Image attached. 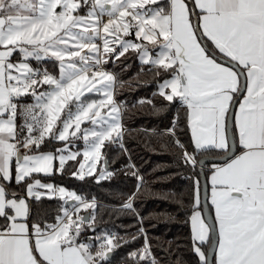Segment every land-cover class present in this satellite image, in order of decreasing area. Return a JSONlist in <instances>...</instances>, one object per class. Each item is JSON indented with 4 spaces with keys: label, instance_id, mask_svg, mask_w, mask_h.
<instances>
[{
    "label": "snow or ice",
    "instance_id": "snow-or-ice-1",
    "mask_svg": "<svg viewBox=\"0 0 264 264\" xmlns=\"http://www.w3.org/2000/svg\"><path fill=\"white\" fill-rule=\"evenodd\" d=\"M133 33L141 43L124 39ZM129 50L149 73L167 74L157 94L185 110L193 150L176 137L177 120L165 129L184 164L195 168L197 152L230 154L210 172L215 264H264V0H0V264H109L121 246L115 233L81 240L85 223L95 232V198L46 178L63 175L69 161L79 180L113 176L105 167L96 177L97 165L107 164L106 145L128 150L115 77L103 65ZM30 59L55 61L57 72ZM92 92L102 98L82 99ZM81 139L84 150L72 151ZM127 174L138 183L120 210L134 212L144 181ZM194 187L190 250L197 264H208L203 246L212 227L202 215L199 179ZM45 199L61 201L55 216ZM142 221L128 234L144 236L128 264H157Z\"/></svg>",
    "mask_w": 264,
    "mask_h": 264
},
{
    "label": "trees",
    "instance_id": "trees-1",
    "mask_svg": "<svg viewBox=\"0 0 264 264\" xmlns=\"http://www.w3.org/2000/svg\"><path fill=\"white\" fill-rule=\"evenodd\" d=\"M129 53L106 64L115 77V100L123 103V142L128 150L124 153L118 145H106L104 158L107 160V169L114 173L113 176L100 183H96L94 177L79 180L71 175L78 165L75 161H69L67 171L63 175L56 174L46 179L69 191H75L89 202L95 198L97 229L91 233L85 223L81 238L87 241L97 235L118 233V237L123 238L119 241L121 246L112 252L109 264H128L129 253L143 246L142 234L135 240L128 235L137 234L136 226L140 224V217L143 218L142 226L157 264H197L190 250L189 218L196 194L195 181L200 177L198 165L195 168L186 166L175 146V138L169 143L170 138L165 132V129L171 128L173 121L177 120L176 137L183 144L190 146L185 110L179 101L169 104L158 96V86L167 74L156 76L149 73L148 66L138 61L137 52ZM42 65L49 71L56 70L50 61H45ZM152 72H155V69ZM21 99L30 103L29 96ZM153 104L157 106L155 110ZM161 105L167 107L161 108ZM55 147L48 146L52 149ZM190 150H193L191 146ZM223 154L215 151L203 154L197 152L196 158L198 160L204 156L216 157ZM102 163L105 169L103 160ZM130 164H134L135 168L129 169ZM209 166L210 164L206 165ZM129 171L138 172L144 181V186L134 201V212L120 210V205L135 191L134 186L138 183L134 176L127 174ZM208 173L209 170L204 169L206 178ZM60 203L58 199L43 200L44 207L52 216L56 215ZM33 211L35 213V207ZM92 211L89 209L81 213H89L90 216ZM207 247L208 243L204 249L207 250Z\"/></svg>",
    "mask_w": 264,
    "mask_h": 264
},
{
    "label": "water",
    "instance_id": "water-1",
    "mask_svg": "<svg viewBox=\"0 0 264 264\" xmlns=\"http://www.w3.org/2000/svg\"><path fill=\"white\" fill-rule=\"evenodd\" d=\"M236 105H233L232 111L235 110ZM229 140L231 141V132L229 133ZM230 155V154H229ZM229 155L223 154L220 157H210V156H204L198 159L200 163H198V171L200 174L199 181H200V203L201 207L203 208V218L206 221L207 224H209L212 227V231L210 233V242L207 248V255H208V264H213V257L216 249V243L217 240V231H216V225L215 221L213 219L212 212L210 211L209 205H208V184L206 181V177L204 174V168L208 164H220L224 163L227 159H229ZM104 167L107 168V165L104 163ZM70 203V202H69ZM83 216L88 217L89 213L83 214ZM97 229V227H95ZM89 231L92 233L93 231L89 228ZM112 255V253L109 254V257Z\"/></svg>",
    "mask_w": 264,
    "mask_h": 264
},
{
    "label": "crops",
    "instance_id": "crops-1",
    "mask_svg": "<svg viewBox=\"0 0 264 264\" xmlns=\"http://www.w3.org/2000/svg\"><path fill=\"white\" fill-rule=\"evenodd\" d=\"M133 38V37H132ZM130 51V50H129ZM20 59V57H19V55L18 54H16V55H14V57H13V60L14 61H16V60H19ZM115 55L114 54H112V56H111V58L109 59V62H114L115 61ZM29 64H30V66H32V67H38V66H41V67H44L43 65H42V63L43 62H45V60L44 61H40V62H37V61H35V60H32V59H30L29 61ZM108 62V63H109ZM107 64V63H106ZM106 64H104L103 66L105 67V69H106V71L107 72H109V73H111V74H113L112 73V71L110 70V69H108L107 68V66H106ZM114 75V74H113ZM158 91H159V86H158ZM96 95H94V96H89V97H87V98H85L84 100H89V99H94V97H95ZM30 97V96H29ZM115 98V97H114ZM30 103H32L33 101H32V97H30ZM237 109V106L235 107V110ZM234 110V111H235ZM86 125V124H85ZM189 132H190V130H189ZM81 140H77L75 143H76V147L75 148H72V150H77V149H81V145H82V142H80ZM237 147V146H236ZM222 156V155H221ZM210 157H215V156H210ZM216 157H220V156H216ZM81 160H82V157H81ZM223 163H220V164H210V166L209 167H205L204 169H206V170H209V173H208V176H207V178H206V181H207V184H208V205H209V208H210V211L212 212V215H213V219H214V221H215V210H214V208L212 207V205H211V201H210V195H211V183H210V172H211V170H212V168L214 167V166H217V165H222ZM199 195H200V193H199ZM70 203H71V201H70ZM81 215V214H80ZM83 216V215H82ZM189 225H190V233H191V222H190V218H189ZM215 225H216V223H215ZM216 231H217V239H218V226L216 225ZM81 240H84V239H82L81 238ZM207 244H205L204 246H206ZM208 245H209V243H208ZM203 246V247H204ZM208 248V247H207ZM207 251V250H206ZM215 252H216V249H215ZM213 260H214V264H215V253H214V257H213Z\"/></svg>",
    "mask_w": 264,
    "mask_h": 264
},
{
    "label": "rangeland",
    "instance_id": "rangeland-1",
    "mask_svg": "<svg viewBox=\"0 0 264 264\" xmlns=\"http://www.w3.org/2000/svg\"><path fill=\"white\" fill-rule=\"evenodd\" d=\"M132 37H133V38H132ZM124 39H125V40H130V41H133V42H136V43H141V41H136L134 33H133L132 35H130V36H126V37H124ZM144 43H146V42H144ZM114 47H116V51H117V52L120 51L119 46H114ZM148 48L151 50V49H152V46H151V45H148ZM130 51H132V50H130ZM133 52H135V51H133ZM128 53H129V51H128L127 53H125V55H123L122 58H123L124 56H127ZM129 54H130V53H129ZM150 54L153 55V57L155 56V52H154V51H151ZM114 55H115V54H114ZM137 59H138V61L140 62V59H139L138 53H137ZM45 61H50V62L53 64V66L55 65V61H52V60H45ZM116 61H117V60H116ZM28 63H29V62H28ZM55 72H57V69L55 70ZM47 87H48L47 85H44L43 88H41L40 90L43 91V90L47 89ZM94 95H96V96L94 97V99H89V100H85V101L99 100V99L102 98L101 95H99V94H97V93H95V92H92V93H86V94H85V97H82V99H85V98H87V97H89V96H94ZM115 101H116V100H115ZM82 127H84V128H88V127H91V125L86 123V125L84 124V125H82ZM80 142H82L81 149H80V151L82 152V151L84 150V142H83L82 139H81ZM48 146L55 147V146H54V143H53V144H49ZM54 149H55V148H54ZM47 150H48V149H47ZM47 150H46V151H47ZM71 150H72V149H71ZM72 151H75V150H72ZM57 163H58V162H57ZM77 167H78V166H77ZM97 169H99V170H97L96 177H98L99 174H100V172L104 170V169H103V163H102V161L97 165ZM64 188H65V187H64ZM65 189H66V188H65ZM66 190H67V189H66ZM82 211H84V210H82ZM81 215H82V213H81ZM116 235L118 236V233H117Z\"/></svg>",
    "mask_w": 264,
    "mask_h": 264
},
{
    "label": "built area",
    "instance_id": "built-area-1",
    "mask_svg": "<svg viewBox=\"0 0 264 264\" xmlns=\"http://www.w3.org/2000/svg\"><path fill=\"white\" fill-rule=\"evenodd\" d=\"M107 19H108L107 16H104V17H103V20H104L105 22L107 21ZM97 42L99 43V41H97ZM103 68H104V70H106L104 66H103ZM117 103H118L119 105H121L122 108H123V103H122V102H117ZM111 233H115V232H111ZM108 234H110V233H108ZM115 234H117V233H115Z\"/></svg>",
    "mask_w": 264,
    "mask_h": 264
}]
</instances>
